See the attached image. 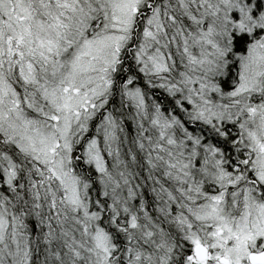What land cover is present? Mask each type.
Returning <instances> with one entry per match:
<instances>
[{
  "label": "snow or ice",
  "instance_id": "snow-or-ice-1",
  "mask_svg": "<svg viewBox=\"0 0 264 264\" xmlns=\"http://www.w3.org/2000/svg\"><path fill=\"white\" fill-rule=\"evenodd\" d=\"M0 264H264V0H0Z\"/></svg>",
  "mask_w": 264,
  "mask_h": 264
}]
</instances>
